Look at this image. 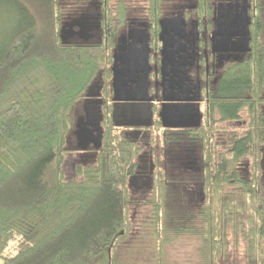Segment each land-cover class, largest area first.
Returning <instances> with one entry per match:
<instances>
[{
    "label": "trees",
    "instance_id": "1",
    "mask_svg": "<svg viewBox=\"0 0 264 264\" xmlns=\"http://www.w3.org/2000/svg\"><path fill=\"white\" fill-rule=\"evenodd\" d=\"M88 1L96 5L94 41L64 40L61 0H0L17 15L0 44L2 264H138L147 256L150 264H181L168 246L184 235L199 241L198 264H220L240 243L246 264H264V0L245 3L249 50L225 67L206 105L197 133L201 170L176 177L157 169L142 202L129 187L140 147L107 108L96 160L78 164L77 177L63 170L74 110L95 80L106 81L117 26L131 12L129 0ZM145 1L155 16L165 0ZM242 111V134L220 126ZM247 154L244 175L239 163ZM175 179L200 182L195 210L185 206ZM137 202L148 209L135 226L130 209Z\"/></svg>",
    "mask_w": 264,
    "mask_h": 264
},
{
    "label": "flooded vegetation",
    "instance_id": "2",
    "mask_svg": "<svg viewBox=\"0 0 264 264\" xmlns=\"http://www.w3.org/2000/svg\"><path fill=\"white\" fill-rule=\"evenodd\" d=\"M243 3L165 0L155 16L147 10L143 15L131 11L117 26L106 81L95 80L80 108L74 110L73 140L68 143H75L76 149L85 144L83 150H97L103 136L100 117L107 108L118 130L140 147L129 185L142 191L144 198L152 190L157 169L200 171L202 149L197 133L207 116L206 105L225 67L242 60L249 50L244 42L239 43ZM229 18L234 24H229ZM84 21L78 29L64 32V38L99 39L96 21ZM145 110L152 112L150 125L141 124ZM173 174L180 177V173Z\"/></svg>",
    "mask_w": 264,
    "mask_h": 264
},
{
    "label": "rangeland",
    "instance_id": "3",
    "mask_svg": "<svg viewBox=\"0 0 264 264\" xmlns=\"http://www.w3.org/2000/svg\"><path fill=\"white\" fill-rule=\"evenodd\" d=\"M117 0H111V4L116 2ZM131 2V11L135 12L132 13L134 15H143L145 14L147 10V4L145 0H129ZM62 8L65 9L64 11V32H67L70 29H78V24L81 22L84 23L87 19L89 21L90 19H95L94 9H95V3L89 2L88 0H61ZM16 14L12 12L8 7H0V44L5 39L6 35L8 34L9 30L12 29L13 23L16 21ZM68 34V33H66ZM65 35V34H64ZM67 36V35H66ZM64 40H67L66 38ZM75 40V39H74ZM67 41H70L69 39ZM100 77V76H99ZM81 102L78 104V108H80ZM242 117L239 120L233 121V122H219L220 126L224 125L227 130L230 129V131H235L237 134H242L245 131V127L247 124L246 119V112H241ZM224 128V127H223ZM216 134V133H215ZM220 136L223 135H216L217 139L220 138ZM70 140H73L72 134L69 136ZM225 140V139H224ZM223 141V140H222ZM69 144V143H68ZM75 148V143L69 144V146ZM224 146V145H223ZM200 148V147H199ZM219 150L222 149V147H218ZM264 154V153H263ZM97 150L96 149H69L65 153V159L63 163V170L65 173V176L67 178L77 177L76 172V166L78 164H86L90 162H94L96 160ZM250 165H251V158L250 155H245L240 163H239V169L244 175H248L250 171ZM175 171H171L170 168L167 169V172L170 175H174L173 173H180V177L184 176L185 174H188V172H178V171H184L181 167L180 168H174ZM263 171H264V160H263ZM199 173V172H195ZM263 180H264V172H263ZM189 184H188V183ZM187 184V185H186ZM173 186H177L176 189L181 190L183 189L184 194V204L186 207H189L190 209H194L198 207L202 195L201 190V184L198 181H181L176 180L172 184ZM171 185V186H172ZM133 197L135 200L139 201L143 199L144 193L142 191H134L133 188L129 185ZM182 192V191H181ZM146 196L149 194V191L145 193ZM135 203L131 206L130 213L132 217V221L135 226H138L142 216L145 215L147 212V205L144 203ZM195 210V209H194ZM199 241L196 237L192 235H184L181 238H179L176 242L168 246V253L171 259L176 260L180 262L181 264H198V255H197V247H198ZM2 258L0 257V264H2ZM138 264H150L149 258L147 257H141V260L138 262ZM220 264H246L245 261V254H244V246L242 243L238 245L237 248H231L229 256L220 262Z\"/></svg>",
    "mask_w": 264,
    "mask_h": 264
},
{
    "label": "water",
    "instance_id": "4",
    "mask_svg": "<svg viewBox=\"0 0 264 264\" xmlns=\"http://www.w3.org/2000/svg\"><path fill=\"white\" fill-rule=\"evenodd\" d=\"M243 1H244V4H243V7H242V11H243V15H244V13L246 15L247 12H248V5H246L245 3H247L248 0H243ZM243 15H240V17H239L240 19L239 20H241V21L245 20V16H243ZM229 20H230L229 24H234V22H233V20H231V18H229ZM245 21H246L245 22V26H243L242 37H240L239 43H243L244 42L246 47L249 48V43H248L249 38L247 37V33H249L248 24L250 23V18L247 17ZM129 105H132V104H129ZM116 115H117V105L115 106L114 117H116ZM142 116L144 117L145 121L142 122L141 124L150 125L151 124L150 120H151V117H152V112L150 110H145V111L142 112ZM102 117L103 116H101L100 118H102ZM99 122H100V120H99ZM133 124H135V123L133 122ZM96 137H97V139H98V141L100 143L101 142V132H98ZM83 141H85V139ZM86 148H87V146L84 144L82 146V149H86ZM97 148H99L98 143H97Z\"/></svg>",
    "mask_w": 264,
    "mask_h": 264
},
{
    "label": "crops",
    "instance_id": "5",
    "mask_svg": "<svg viewBox=\"0 0 264 264\" xmlns=\"http://www.w3.org/2000/svg\"><path fill=\"white\" fill-rule=\"evenodd\" d=\"M182 168V167H181ZM183 170H186V171H188L189 173H195V172H198V171H193V169H191V168H182ZM170 170L171 171H175V169L174 168H170Z\"/></svg>",
    "mask_w": 264,
    "mask_h": 264
}]
</instances>
